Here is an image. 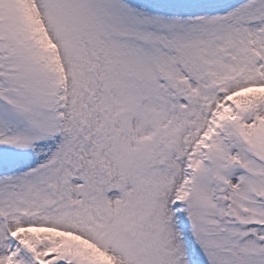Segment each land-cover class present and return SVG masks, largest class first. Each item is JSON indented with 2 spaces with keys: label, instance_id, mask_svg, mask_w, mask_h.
Here are the masks:
<instances>
[{
  "label": "snow or ice",
  "instance_id": "1",
  "mask_svg": "<svg viewBox=\"0 0 264 264\" xmlns=\"http://www.w3.org/2000/svg\"><path fill=\"white\" fill-rule=\"evenodd\" d=\"M0 264H264V0H0Z\"/></svg>",
  "mask_w": 264,
  "mask_h": 264
}]
</instances>
